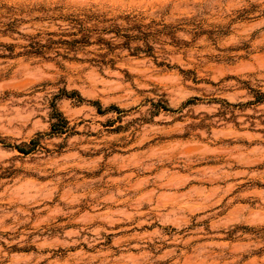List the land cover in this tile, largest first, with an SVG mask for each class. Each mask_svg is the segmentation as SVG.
Masks as SVG:
<instances>
[{
    "label": "clouds",
    "instance_id": "1",
    "mask_svg": "<svg viewBox=\"0 0 264 264\" xmlns=\"http://www.w3.org/2000/svg\"><path fill=\"white\" fill-rule=\"evenodd\" d=\"M0 264H264V0H0Z\"/></svg>",
    "mask_w": 264,
    "mask_h": 264
}]
</instances>
